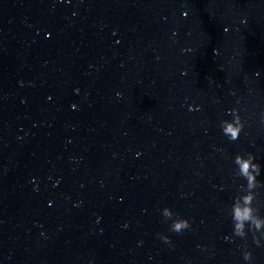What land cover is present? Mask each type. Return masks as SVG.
<instances>
[{
  "label": "water",
  "instance_id": "1",
  "mask_svg": "<svg viewBox=\"0 0 264 264\" xmlns=\"http://www.w3.org/2000/svg\"><path fill=\"white\" fill-rule=\"evenodd\" d=\"M262 113L264 0H0V264H264L225 211Z\"/></svg>",
  "mask_w": 264,
  "mask_h": 264
},
{
  "label": "clouds",
  "instance_id": "2",
  "mask_svg": "<svg viewBox=\"0 0 264 264\" xmlns=\"http://www.w3.org/2000/svg\"><path fill=\"white\" fill-rule=\"evenodd\" d=\"M258 76L259 73H256ZM232 117L231 120H221L220 127L223 134L229 141H236L240 137V133L244 128L238 110L230 109L226 113ZM261 119L264 120V113L261 114ZM256 157L253 153L237 154L234 157L236 165V176L245 181L238 185L237 194L233 197L231 204L225 209L230 216L234 237H239L242 240H247L249 233L252 235L253 243L257 247H264V215H261V210L258 203L257 189L264 188V181L257 179L261 175V165L254 162ZM162 215L165 221L172 220L170 230L177 234L184 232L191 227L189 220L184 218L173 219L174 213L168 207L162 210ZM160 239L171 245V240L168 236H161ZM243 259L251 264L253 256L251 251L245 246Z\"/></svg>",
  "mask_w": 264,
  "mask_h": 264
}]
</instances>
